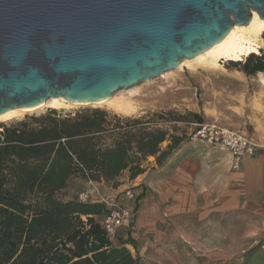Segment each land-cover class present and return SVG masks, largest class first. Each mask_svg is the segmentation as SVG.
I'll return each instance as SVG.
<instances>
[{"label": "trees", "instance_id": "1", "mask_svg": "<svg viewBox=\"0 0 264 264\" xmlns=\"http://www.w3.org/2000/svg\"><path fill=\"white\" fill-rule=\"evenodd\" d=\"M228 61L246 77L264 78L262 48ZM202 121L193 112L137 120L84 109L0 124V264H142L126 248L136 249L130 236L106 237L102 204L69 193L81 183L116 190L123 176L133 181L160 169L187 141L186 127ZM149 159L154 167H145Z\"/></svg>", "mask_w": 264, "mask_h": 264}, {"label": "water", "instance_id": "2", "mask_svg": "<svg viewBox=\"0 0 264 264\" xmlns=\"http://www.w3.org/2000/svg\"><path fill=\"white\" fill-rule=\"evenodd\" d=\"M253 12L264 0H0V115L149 83Z\"/></svg>", "mask_w": 264, "mask_h": 264}, {"label": "rangeland", "instance_id": "3", "mask_svg": "<svg viewBox=\"0 0 264 264\" xmlns=\"http://www.w3.org/2000/svg\"><path fill=\"white\" fill-rule=\"evenodd\" d=\"M260 48L264 49L263 41L251 50L258 52ZM232 63L234 62L224 60L221 62V68L214 71L190 72L186 69L171 71L164 78L158 77L150 83H141L136 88L133 87L135 88L133 94L124 92L126 90L114 94L116 99L124 98V101L135 107L131 114H116L105 106L100 108L77 106L56 111L67 114L84 109H101L123 119L137 120L150 117L154 113L194 111L202 117L204 124L238 130L257 142H264V84L260 75L246 77L232 68ZM47 111L49 110L42 109L28 113L17 120L42 115ZM7 123L9 122L0 124ZM187 139L190 142L189 146H196L199 149V157L202 160L210 159L208 151L214 147L192 140L191 135ZM216 149L225 152L220 148ZM142 178L139 177L136 184L140 185L135 188L126 182L121 183L122 186L114 191L108 187H97L102 196L122 197V192L126 188H132L135 199L142 196L139 201L135 200L125 205L126 210L130 212L133 228L120 232L116 238L124 241L130 236L136 243V249L130 246L126 248L132 256H138L142 264H264L262 216L249 214L243 219L235 216L221 217L207 224L197 219L174 223V220L166 216L162 221L159 216L163 215L162 209L165 204L149 187L146 179ZM85 187L87 186L81 183L69 194L76 200L77 194ZM97 190L93 189L91 193L95 195ZM96 199L93 197L92 200ZM203 237L212 239V244L208 246L211 248L209 255H202L194 250L196 247L192 242ZM225 239L227 254L220 259L217 249L225 248L223 243ZM236 239L239 240L237 244Z\"/></svg>", "mask_w": 264, "mask_h": 264}, {"label": "crops", "instance_id": "4", "mask_svg": "<svg viewBox=\"0 0 264 264\" xmlns=\"http://www.w3.org/2000/svg\"><path fill=\"white\" fill-rule=\"evenodd\" d=\"M176 126L178 128L182 125ZM193 128L194 124L186 127L187 136L194 130ZM165 145L166 143L163 144ZM189 145L190 142L185 141L165 166L152 171L151 174H148L147 169L139 176L146 179L149 187L165 204L162 209L163 215L159 216V219L164 221L166 216L174 220V223L197 219L207 224L215 222L216 218L235 216L243 219L249 214L264 218V151L252 158H245L240 171L231 172L230 156L226 151L219 152L218 149L212 148L208 151L210 159L202 160L199 157V149ZM144 165L154 167L153 159H149ZM124 182H128L126 177L120 179V183ZM85 186L92 193L97 187L106 188L103 184L89 183ZM121 186L122 184L119 187ZM242 240L243 238L240 242ZM211 241L209 237L194 240L192 242L196 247L194 250L199 254L209 255L211 248L208 246L212 244ZM238 241L236 239L235 244ZM223 243L225 248L217 249L220 259L227 254V239L223 240ZM217 250L214 251L218 252Z\"/></svg>", "mask_w": 264, "mask_h": 264}, {"label": "bare ground", "instance_id": "5", "mask_svg": "<svg viewBox=\"0 0 264 264\" xmlns=\"http://www.w3.org/2000/svg\"><path fill=\"white\" fill-rule=\"evenodd\" d=\"M264 33V19L253 12L251 20L246 26H233L229 33L218 43L209 47L204 52L197 55L194 59L183 60L175 71L186 69L190 72L198 71H214L221 66V62L239 55H246L254 46L260 45L262 42L261 35ZM221 68V67H220ZM169 72L163 74L159 78H164ZM261 82L264 84V78L260 75ZM150 83V82H149ZM147 84V83H146ZM136 88V87H135ZM135 88H130L124 92L133 94ZM123 92L118 91L115 94ZM115 95V96H116ZM115 96L95 101L90 104H79L67 102L62 98L49 99L32 108L11 109L0 115V123L10 122L23 117L25 114L33 113L42 109L61 110L77 106H91L100 108L105 106L107 109L116 114H131L133 106L124 98L116 99ZM135 110V109H134Z\"/></svg>", "mask_w": 264, "mask_h": 264}, {"label": "built area", "instance_id": "6", "mask_svg": "<svg viewBox=\"0 0 264 264\" xmlns=\"http://www.w3.org/2000/svg\"><path fill=\"white\" fill-rule=\"evenodd\" d=\"M191 139L206 146L220 148L226 151L230 156V171L238 172L241 169L245 158H252L264 151V143L257 142L245 133L238 130L221 128L212 124H194V130L191 132ZM138 178L129 181L132 188L139 186L136 184ZM91 184V183H90ZM132 188H126L122 192V197L102 196L97 191L93 195L89 189H82L77 194V201L80 203L94 202L104 206L105 214L101 221V227L110 241H115L120 232L132 229L130 212L126 210L127 203H133L136 197Z\"/></svg>", "mask_w": 264, "mask_h": 264}]
</instances>
